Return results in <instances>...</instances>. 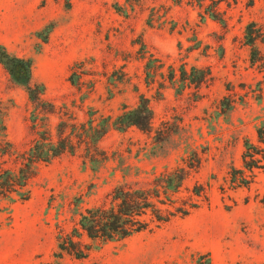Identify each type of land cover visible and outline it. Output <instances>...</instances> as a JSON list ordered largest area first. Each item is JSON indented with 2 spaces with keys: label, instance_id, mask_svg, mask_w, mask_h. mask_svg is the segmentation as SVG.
<instances>
[{
  "label": "rangeland",
  "instance_id": "1",
  "mask_svg": "<svg viewBox=\"0 0 264 264\" xmlns=\"http://www.w3.org/2000/svg\"><path fill=\"white\" fill-rule=\"evenodd\" d=\"M0 43L34 59L54 133L60 116L115 117L141 94L153 109L147 132L109 129L105 160L66 153L38 166L28 200L0 199V264H264V171L228 188L244 141L262 149L264 0H0ZM33 106L0 63V139L5 123L18 152L36 137ZM182 158L193 165L186 185H207L208 205L126 240L84 236L86 258L55 257L59 231L84 209Z\"/></svg>",
  "mask_w": 264,
  "mask_h": 264
},
{
  "label": "trees",
  "instance_id": "2",
  "mask_svg": "<svg viewBox=\"0 0 264 264\" xmlns=\"http://www.w3.org/2000/svg\"><path fill=\"white\" fill-rule=\"evenodd\" d=\"M254 2L249 0L250 5ZM212 17L215 18L216 14H212ZM249 33L246 34L247 42L254 47L257 37ZM0 63L12 81L28 93L34 105L31 120L36 133L31 145L18 152L7 137L6 124L2 123L0 199L28 200L31 197L30 182L37 174L38 166L49 164L66 153L75 154L84 148L87 153L84 162L105 160L99 142L112 127L127 130L134 126L144 132L152 127L150 98L141 94L135 106L125 105L115 117L102 116L98 119L92 115L87 121L78 122L74 114L67 119L60 116L54 133L46 123V118L55 113L56 106H44L47 103L44 98L45 85L34 81V59L16 55L0 43ZM257 133L262 149L248 138L244 141L243 166L240 169L231 166L228 188L235 190L247 187L254 182L259 172L264 171V125L258 128ZM10 160L13 164L6 166L5 163ZM181 161L153 174L145 185L138 182L120 183L108 193L106 200L84 209L72 232L59 231L55 257L62 259L65 254H71L78 259L86 258L92 250V244H85L84 236L92 243L122 241L158 228L174 218H185L208 205V186L199 182L192 187L187 186L186 181L191 176L193 165L189 161L187 163L185 158Z\"/></svg>",
  "mask_w": 264,
  "mask_h": 264
}]
</instances>
